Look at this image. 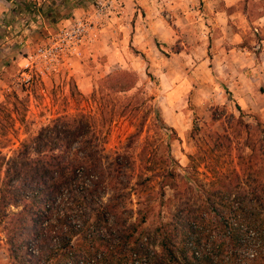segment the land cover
<instances>
[{"label":"trees","instance_id":"trees-1","mask_svg":"<svg viewBox=\"0 0 264 264\" xmlns=\"http://www.w3.org/2000/svg\"><path fill=\"white\" fill-rule=\"evenodd\" d=\"M135 82L129 71L109 74L89 96L96 111L60 114L11 157L0 151V223L12 263L264 264L261 143L240 155L243 173L233 169L209 183L197 175L201 153L182 167L146 140L135 155L153 111L139 93L121 95ZM71 96L86 98L77 87ZM26 111L15 92L0 102L1 148L17 121L27 125ZM124 116L139 119L136 132L110 151L111 126Z\"/></svg>","mask_w":264,"mask_h":264},{"label":"rangeland","instance_id":"rangeland-1","mask_svg":"<svg viewBox=\"0 0 264 264\" xmlns=\"http://www.w3.org/2000/svg\"><path fill=\"white\" fill-rule=\"evenodd\" d=\"M153 1L5 0V7H0V102L15 92L27 104V125L17 121V132L10 134L6 147H0L7 158L50 119L96 111L89 96L116 71H129L136 80L135 87L121 95L139 93L153 108L131 148L135 155L146 140L152 150L170 152L182 167L190 163V155L201 153L197 175L209 183L233 169L243 173L246 162L240 155L252 153V145L261 143L264 153V24L234 27L240 32L239 43L231 42L232 36L227 42L234 43L237 55L224 66V56L218 53L224 42L214 40L222 31L218 25L210 23L209 34L202 37L195 28L173 22L167 15L165 7H175V1L159 0L164 8L155 30L166 31L171 23L173 42L167 44L141 22L147 17L142 7H153ZM213 2L212 7H229L224 0ZM230 7H249L254 18L264 13V0H240ZM78 21L87 26L85 41L61 53L72 44L71 29ZM231 31L229 26L221 34L229 37ZM146 41L160 43L161 49L140 46ZM75 87L86 98L72 97ZM158 119L177 134L160 129ZM138 122L132 116L117 118L107 149H123ZM166 191V196L173 195L170 188ZM9 210L18 209L11 206ZM4 226L5 222L0 223V264H13Z\"/></svg>","mask_w":264,"mask_h":264},{"label":"crops","instance_id":"crops-1","mask_svg":"<svg viewBox=\"0 0 264 264\" xmlns=\"http://www.w3.org/2000/svg\"><path fill=\"white\" fill-rule=\"evenodd\" d=\"M175 1V7H165L169 10V13L167 14L169 17H172L173 22H182L187 23L188 26H191L192 28H195L199 33L200 36H207L210 32V23L213 24V26L218 25L220 30L219 33L216 34L215 41L217 42H224V47L220 48L218 50L219 56H224L223 65L226 66L231 58L234 55H237L236 51L237 48L235 47L234 43L231 44L227 42L231 36L233 39H230L231 42H238V36L239 31L233 30L234 27L237 26H245L247 23H259L261 22V26L264 24V13H260L254 18L250 16V9L249 7H230L237 5V3L240 0H224L226 6L229 7H212L214 6L213 0H172ZM189 1L192 2V4L188 3ZM154 6L153 7H142L146 13L147 17L145 20H141L142 23H147L145 27H152L154 34L159 37L167 44H172L173 38V27L171 26V23H168V28H166V31H160L159 33L155 30V25L159 24V22H162L161 18L158 16V14H161L163 12L164 7L162 6V2L159 0H154ZM5 0H0V7L4 6ZM18 3V2H17ZM202 6V7H198ZM13 7H16L13 4ZM130 7H125V9H129ZM143 17V15H142ZM176 17V18H175ZM239 23V25H238ZM230 26L232 28L231 33L228 35H222L221 32L226 31V29ZM143 27V26H141ZM169 36V37H168ZM239 43V42H238ZM146 44H149L153 47L155 45L156 48L157 45L152 44L149 41H146L143 43L144 46ZM202 44V43H201ZM154 47V48H155ZM187 53V51H185Z\"/></svg>","mask_w":264,"mask_h":264},{"label":"built area","instance_id":"built-area-1","mask_svg":"<svg viewBox=\"0 0 264 264\" xmlns=\"http://www.w3.org/2000/svg\"><path fill=\"white\" fill-rule=\"evenodd\" d=\"M87 26L83 21H78L76 24H74V26L71 29V35H72V44H70L67 49L64 50H60V52L62 53L63 51H67V50H72L76 49L77 46H79V44H81L82 42L85 41V38L87 36ZM69 47H71V49H68ZM58 50V48L56 49V51ZM59 59L57 60V63H59ZM54 69H56V66L54 67Z\"/></svg>","mask_w":264,"mask_h":264}]
</instances>
